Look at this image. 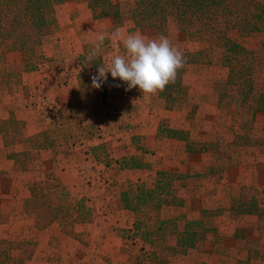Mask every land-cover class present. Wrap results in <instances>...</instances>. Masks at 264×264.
<instances>
[{
  "label": "trees",
  "instance_id": "obj_1",
  "mask_svg": "<svg viewBox=\"0 0 264 264\" xmlns=\"http://www.w3.org/2000/svg\"><path fill=\"white\" fill-rule=\"evenodd\" d=\"M64 1L67 0H0V63H3L6 53L20 51L19 72L37 69L43 62V54L34 31L44 24L55 6ZM131 1L132 12L125 17L112 0H82L93 19L111 17L118 25L127 20L137 28L165 29L167 19L172 18L175 23L191 29L199 43L208 45L203 52L207 50L210 53V48L219 50L220 64L226 70L224 84L234 87L237 92L240 119H233L228 127V145L248 144V131L256 113L262 115L264 130V95L251 98L255 62L252 50L244 46V41L264 33V0ZM220 19H228V24L221 25ZM259 47L264 50V39ZM19 72L8 75L5 80L0 79L2 91H10L12 85L18 82L16 75ZM182 72V69L179 70L175 83L156 94L167 110L180 106L177 94L181 89ZM41 116L44 119L42 113ZM49 118L44 130L28 137L22 151L11 155L15 169H25L32 153L49 151L55 155L58 149L67 151L68 139L71 140L69 146L73 148L94 138L92 124L81 127L77 118L70 123L67 111L54 110ZM14 127L15 123L10 119L0 122L5 144L13 141ZM155 136L175 142L185 155L203 153L207 149L205 142L191 140L189 132L172 126L157 128ZM83 152L95 163L103 164L101 174L109 172V177H105L103 182H107L115 207L141 217L124 236L129 242L125 249L126 264H172L176 259L185 257L208 235L213 236L214 229L222 223L220 207H203L191 218L186 214L163 215L167 209L183 204L182 194L172 187V182L211 174L209 166H201L198 172L187 175L156 170L153 186L147 188L143 183L118 180L121 171L147 167L140 157L130 155L112 159L104 144L85 145ZM87 202L84 197H67L56 180L39 181L36 189L24 200V211L32 218V227L36 232H43L56 223L64 233L74 237L72 226L91 220L92 209ZM227 210L230 216L254 217L259 227L264 224V213L258 211L250 191L229 198ZM36 247L37 242L32 239H0V264H28ZM254 258L255 255L250 252L248 256L237 259L235 264H250Z\"/></svg>",
  "mask_w": 264,
  "mask_h": 264
},
{
  "label": "crops",
  "instance_id": "obj_2",
  "mask_svg": "<svg viewBox=\"0 0 264 264\" xmlns=\"http://www.w3.org/2000/svg\"><path fill=\"white\" fill-rule=\"evenodd\" d=\"M75 6L76 4H72L69 8L63 7L62 10H55L52 21H50L51 26H48V33L39 36L43 62L37 67V69L30 72H19V65L22 60V53L20 51H11L6 53L3 63H0V79L2 80L7 79L10 74L19 72V74L16 75L18 82H15V84L12 85L9 92L5 93V91H2V87H0V122L10 119V121L15 123V130H13V132H15H12V142L5 144L3 142V135L0 132V231L6 230L5 228L9 227L18 228L19 231L23 228L25 230V234H27L26 236L23 235L21 237H19V235L17 237H11L15 239H9V235H5L0 237V239H32L37 242V246L39 244V238L46 235L47 239L52 241L61 242V239H64L63 241L65 242L66 240L72 241L73 244H69V247H67L68 252L65 254V257L67 258L66 264H73L74 261H77L80 264L85 262L83 257L86 253L84 249L82 251V248L84 247V240H93L96 238H101L103 241L104 239L110 240L112 243L109 247H105L104 245L102 246L101 250H104L105 252H110L109 248H112L114 243H118L119 240H121V243L124 241V238L120 236L121 232L119 231V221H116L117 219L112 220L113 214L124 212L131 215L133 217V221L128 227L130 230L131 226L141 218L140 215L133 213L132 211L116 208L112 197L108 193L109 190L107 189L106 196H104L107 201L97 204V207H93V203L87 196L89 190L88 186L86 187V184L80 186L76 183V181L74 182L79 175L85 178L86 173H83L82 171V164L83 162L85 163L91 161V159L87 158L83 152L85 145H105V141L103 138H101L100 141H94L91 139L90 141L83 142L80 146L76 145L72 148L69 146V142L71 143V140L68 139L67 151L58 149L55 155L49 151H44L39 154L32 153V157L29 158L30 160L27 161L26 168L23 170L15 169L11 155L22 151L23 143L28 137L41 132L45 129V127H47L50 120L49 115H51V112L54 110L67 111L70 115L69 122L73 123V119L78 118L77 121L81 127L88 124L87 120L84 118L88 114H94L97 121L93 124L96 129H99V135L101 137L112 133H116L117 137H121V130L119 129V126H125L128 124L137 125L140 128H150L152 131L151 134H153L152 136L156 137L155 134L157 128L168 126L173 127V120L177 118L174 117L172 121L171 119L168 120V118H171L172 115L176 114V112L174 110L165 109L157 95L142 94L138 88L128 90L126 83L120 81L118 78L113 80L110 73L106 74L108 79L102 85L103 88L101 92L99 89L92 87L91 76L96 74L97 67L101 65L107 66L112 58L100 54L91 63L86 60V56L93 46L96 34L100 32L111 33L117 28L123 29L126 34L136 31L134 30V26L126 21L118 25L114 23L111 17L93 19L86 9L84 2L77 4L79 9H76ZM154 32L158 35V32ZM105 45L107 49H111L112 53L118 50H124L122 43L117 45L108 41ZM8 67H12L11 69L14 70L10 71ZM115 85H119V87ZM101 96L103 97V101L98 102ZM98 97L99 99H97ZM180 107L181 105L179 108ZM107 112L109 113L107 119H103L104 114H107ZM185 112L187 114L189 110H186L183 113L185 114ZM41 113L45 116L44 119L43 116H41ZM98 113L99 116L97 115ZM218 113H220V110H218ZM257 114L258 113L254 116L252 121L253 123ZM170 122L172 123L170 124ZM230 123L231 121L224 124V128L222 129L223 132H225L224 134L227 133ZM261 125L263 128V121ZM208 126L210 129L213 124L209 123ZM176 128L182 129L179 127ZM182 130L189 132L191 140L205 142L200 139L199 135L196 136V134H193L192 129L189 128ZM157 139L160 144L169 143V141H165L164 139ZM220 144L225 147V151H222ZM219 147L220 148L217 152L222 153L232 150L231 153L235 156L240 155L241 157L244 152L243 150L247 149L246 147L248 146H229L227 144V140H225L223 136V139L219 142ZM207 151L208 150L203 153L198 152L185 155V153L182 152L181 146H177L176 150L173 151L172 157H165V153L161 149L160 152H155L158 154L156 164L151 162L148 163L142 159L147 165L146 168L121 171L118 180L119 182H139L143 183L145 187L151 188L153 186V177L156 170H164L172 173L187 175L198 172L201 167V165H197V169L194 171H190V167L187 170L182 168L164 169L158 164L159 162L163 163L164 161H167L174 167H178L180 162L185 164L186 160L184 157L192 155L200 157L202 154H209ZM64 152L66 153L65 155ZM122 156L129 157L130 155L123 154L119 157L111 158L117 159ZM132 156L136 158V155ZM231 156L233 155L231 154ZM94 164L101 165L102 168L99 169V171L97 170V175L103 176V174H101L104 169L103 164L95 162ZM243 164L244 163L240 161L239 164L234 162L231 165L240 169ZM249 164V173L247 175L249 177H259V175L262 174V169L259 170L256 168L258 164L257 161H249ZM207 165L212 166L207 163L204 166ZM79 169L81 170L79 171ZM133 171H146L150 176L149 181L151 183L148 184L137 179L135 181H131L127 175ZM211 172V174L201 178L193 177L173 181L172 187L181 192L183 204L181 207H171L167 209L163 215L166 217L186 214L185 212H187V208L195 207V214L192 216H188V214H186L191 218L194 217L197 211L203 207H220L222 212V223L214 229L213 237L208 235L206 238L208 239L209 237L211 240L218 241L222 240L221 237L217 235L219 234L218 229L220 230V228L224 225L226 217L232 219L235 217L250 216H230L228 214L227 207L229 198L237 196L231 195V189L229 187L225 188L226 185L216 184L215 174H213L214 171ZM258 173L260 174L258 175ZM107 174H109V172L104 175ZM233 174L239 177L244 176L241 172L238 173L236 170L233 171ZM262 177L264 178V176ZM51 180H56L59 183L61 189H63V192L67 195V197L76 199L84 197L87 199V205L92 209V217L89 222L77 223L72 226L71 233L74 234V237L64 233L56 223H53L43 232H36L32 227V218L24 211V200L32 191L36 189L38 182ZM187 184L190 186L188 190H192L191 195L189 196H185L184 194L185 190H187ZM202 184L203 186L207 185V190L204 187H201ZM263 187L264 186L261 188H255L256 190H262ZM201 189L205 190L203 192L209 193L214 202L204 204L202 200L198 198L199 195H192L194 192H198L200 194L199 190ZM249 191L254 196L257 208L260 207L261 205L257 195L252 192L250 187L247 188L246 192L241 195L247 194ZM219 193L224 195H220ZM215 197L222 198V200L226 202L225 205L215 201ZM187 200L188 202L191 200V203L189 202V204H187ZM103 209H105V211L101 213ZM174 209L179 210V212L169 214ZM108 217L111 218V220H107ZM52 232L55 234H51ZM135 244L136 246H139V243L136 242ZM126 247L127 245L122 243L120 251L126 255L127 260V252L125 250ZM190 251H188V253ZM247 251L248 249L245 251V254ZM185 257L178 258L175 261L184 259ZM175 261L172 264H174Z\"/></svg>",
  "mask_w": 264,
  "mask_h": 264
},
{
  "label": "rangeland",
  "instance_id": "obj_3",
  "mask_svg": "<svg viewBox=\"0 0 264 264\" xmlns=\"http://www.w3.org/2000/svg\"><path fill=\"white\" fill-rule=\"evenodd\" d=\"M112 1L118 5L121 15L128 17V15L131 14V0ZM81 2L82 0H67L56 5L54 11L45 18L44 24L34 31V35L39 39V36L48 33V26H51L50 21H52L55 10H62L63 7L69 8L72 4H76L75 8L79 9L77 4ZM126 22L129 21L126 20ZM219 22L221 25H227L228 19H220ZM129 23L133 25L131 22ZM134 30L150 37H156L160 34L167 36L171 44L177 47L186 57V64L181 74V89L177 94L181 107L175 109L174 111L176 114L172 115L168 120L171 119L172 121L174 117H177L173 120V127L192 129L193 134H196V136L199 135L200 139L205 141L206 150H208L207 152L209 153L202 154L200 157L194 155L186 156L184 157L186 160L185 164L180 162L178 167H174L167 161L163 163L159 162L158 164L164 169L182 168L187 170L190 167V171L196 170L197 165L204 166L206 163L211 164L212 166H207L210 167V171H214L213 174H215L216 184L226 185L225 188L229 187L231 189L230 193L233 196H239L245 193L246 189L250 187L260 201L261 206L258 207V210L264 213V187L262 190H256L255 188L264 186V178L262 177L264 176V130L261 125L262 115L258 113L254 123L252 122L248 131L250 135L247 144L248 147L243 150L244 152L241 157L240 155L235 156L231 153L232 150L229 152H222L223 154L217 152L220 148L219 142L223 139V136L225 140H227V136L222 130L224 124L233 119H240L238 117V96L236 89L230 86L226 87L224 84L226 70L220 64L219 50L210 48V53H208L207 50L203 52L205 51L203 49H206L208 45L199 43L191 29L175 23L172 18L167 19L165 29H154L151 27L137 28L134 26ZM154 31L158 32V35L155 34ZM262 39H264V33L244 41V46L252 50L255 62L252 79V99H255L258 95H264V50L259 47ZM123 51L124 50H118L112 53L111 49L109 50L105 47L102 49L101 54L106 57H113L117 54H122ZM11 68L12 67H8L10 71L14 70ZM102 88L103 87L99 89L100 92ZM97 99H99V97ZM102 101L103 97L101 96L98 102ZM186 110H189V112H187V114L185 112L184 114L183 112ZM218 110H220V113H218ZM108 114V112L104 114L103 119H107ZM97 115L99 116V113ZM84 119L93 126V140L100 141V139L103 138L105 141L104 146L107 152L112 155L111 157H119L123 154L136 155L148 163L151 162L156 164L158 154L155 152H160L162 149L165 153V157H172L173 151H175L177 147V144L174 142L160 144L158 139L152 136L153 134H151L152 131L150 128H140L137 125H120L121 137H117L116 133L101 137L99 135V129H96L93 124L97 121L95 115L88 114ZM171 123L172 122H170V124ZM209 123L213 124L210 129L208 128ZM222 144H220L221 149L225 151V147ZM231 154L233 156H231ZM252 160L257 161L258 164L256 168L259 170L262 169V174L259 175L260 173H258L259 177H249L247 175L249 173L248 166L250 167L249 161ZM240 161L244 163L240 169L231 165L234 162L239 164ZM82 167L83 173H86L85 178L79 175L74 182L76 181L80 186L85 184L86 187L88 186L89 190L87 196L93 203V207H97V204L107 201L104 197L106 196L107 182H103V179L109 177V174L103 176L97 175V170L99 171L102 167L101 165H95L94 160L83 162ZM80 170L81 169H79V171ZM234 170L238 173L241 172L244 176L239 177L234 175ZM127 177L131 181L137 179L148 184L151 183L149 181L150 176L146 171H133L128 173ZM109 182L110 178L108 180V183ZM201 187L207 190V185L203 186L202 184ZM186 188L187 190L184 192L185 196L191 195L192 190H188L190 188L188 184ZM199 191L200 194L194 192L192 195H199L198 198H200L204 204L214 202L209 193L203 192L205 190L201 189ZM219 194L224 195L222 193ZM215 201L223 205L226 203L222 198L218 197H215ZM189 202L191 203V200ZM189 202L187 200L186 203L189 204ZM104 211L105 209H103L101 213ZM186 211L185 213L188 214V216H192L195 214V207H189ZM176 212H179V210L174 209L169 214H174ZM113 219L119 221L120 236L124 238L127 232L130 231L128 227L133 221V217L123 212L113 214L112 220ZM107 220H111V218L108 217ZM5 229L6 230L0 231V237L9 235V239H15L11 237L27 235L23 228H21V231H19L18 228L12 227ZM218 233L217 235H219L222 240L215 241L208 237V239L198 243L184 259H179L175 261L174 264H235L237 259L248 256L250 252H252V255H255V258L250 264H264V224L259 227L252 217H235L232 219L226 217L225 223L220 230L218 229ZM51 234L54 235L55 233L52 232ZM63 240L64 239H61V242L52 241L47 239V235L40 237L38 240L39 244L28 264H66L67 258L65 254L68 252L67 247H69V244L73 243L72 241L66 240L65 242ZM111 243L110 240L104 239L103 241L101 238L84 240L82 251L84 249L86 254L83 257L85 261L83 264H126V255L120 251V248L122 243L128 246V240L124 238L122 243L121 240H119L118 243H114V246L109 248L110 250L108 249L110 252L101 250L103 245L109 247ZM247 249L248 251L245 254ZM73 264L80 263L74 261Z\"/></svg>",
  "mask_w": 264,
  "mask_h": 264
},
{
  "label": "clouds",
  "instance_id": "obj_4",
  "mask_svg": "<svg viewBox=\"0 0 264 264\" xmlns=\"http://www.w3.org/2000/svg\"><path fill=\"white\" fill-rule=\"evenodd\" d=\"M123 45V53L111 58L107 66H98L91 76L92 87L100 89L107 81V73L127 84V89L138 88L142 94L156 95L167 85L175 83L179 70L186 64V57L167 36H145L139 31L125 33L117 28L111 33L96 34L93 46L86 56L91 63L102 52L105 42ZM119 87V85H115Z\"/></svg>",
  "mask_w": 264,
  "mask_h": 264
}]
</instances>
